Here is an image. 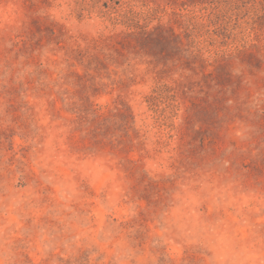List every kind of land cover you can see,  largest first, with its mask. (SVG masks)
Returning <instances> with one entry per match:
<instances>
[{
    "label": "rangeland",
    "instance_id": "obj_1",
    "mask_svg": "<svg viewBox=\"0 0 264 264\" xmlns=\"http://www.w3.org/2000/svg\"><path fill=\"white\" fill-rule=\"evenodd\" d=\"M0 264H264V0H0Z\"/></svg>",
    "mask_w": 264,
    "mask_h": 264
}]
</instances>
